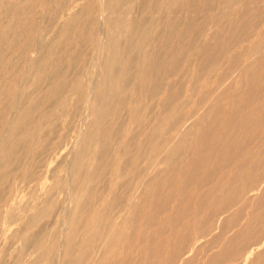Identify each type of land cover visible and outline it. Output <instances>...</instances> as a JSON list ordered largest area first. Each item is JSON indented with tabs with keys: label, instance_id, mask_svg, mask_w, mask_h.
I'll return each instance as SVG.
<instances>
[{
	"label": "rangeland",
	"instance_id": "374dc122",
	"mask_svg": "<svg viewBox=\"0 0 264 264\" xmlns=\"http://www.w3.org/2000/svg\"><path fill=\"white\" fill-rule=\"evenodd\" d=\"M0 79V264H264V0H0Z\"/></svg>",
	"mask_w": 264,
	"mask_h": 264
},
{
	"label": "bare ground",
	"instance_id": "6f19581e",
	"mask_svg": "<svg viewBox=\"0 0 264 264\" xmlns=\"http://www.w3.org/2000/svg\"><path fill=\"white\" fill-rule=\"evenodd\" d=\"M160 1H162V0H160ZM188 1H189V0H188ZM104 2H105V0H104ZM106 4H107V3H106ZM104 5H105V4H104ZM104 5H103V6H104ZM108 5H109V4H108ZM167 5H168V4H167ZM101 6H102V5H101ZM186 6H187V5H186ZM187 7H188V6H187ZM107 8H108V7H107ZM190 9H191V8H190ZM102 10H103V9H101V11H102ZM191 10H192V9H191ZM105 11H106V10H105ZM105 13H108V12H105ZM202 13H203V12H202ZM215 13H216V12H215ZM103 14H104V11H103ZM202 15H203V14H202ZM6 16H7V15H6ZM205 16H207V15H205ZM103 17H104V16H103ZM160 17H161V16H160ZM62 18H63V17H62ZM101 18H102V17H101ZM101 20H104V19H101ZM45 23H46V22H45ZM101 23H102V21H101ZM156 23H157V22H156ZM103 24H104V23H103ZM44 25H45V24H44ZM100 27H101V26H100ZM200 30H201V29H200ZM103 32H104V31H103ZM103 32H102V33H103ZM104 35H105V34H104ZM101 37H104L103 34H102ZM103 39H105V37H104ZM47 40H48V39H47ZM100 44H101V43H100ZM39 45H40V44H39ZM71 46H72V45H71ZM111 46H112V45H111ZM99 47H100V46H99ZM37 48H38V47H37ZM97 48H98V47H97ZM97 48H96V49H97ZM239 48H240V47H239ZM16 51H17V50H16ZM39 51H40V48H39ZM95 51H96V50H95ZM95 53H96V52H95ZM99 53H100V52H99ZM34 54H36V53H34ZM36 55H37V54H36ZM79 56H80V55H79ZM93 56H94V54H93ZM98 56H99V55H98ZM2 58H3V57H2ZM25 58H26V57H25ZM80 58H81V57H80ZM97 58H98V57H97ZM92 59H93V58H92ZM98 59H99V58H98ZM98 59H96V60L93 59V60H94V62H95V61H96V62H97V61L99 62ZM253 61H254V60H253ZM98 62H97V63H98ZM90 63H91V62H90ZM97 63H96V64H97ZM103 63H104V62H103ZM251 63H252V62H251ZM90 65H91V64H90ZM92 65H93V63H92ZM100 66H102V65H100ZM192 66H193V65H192ZM247 66H248V65H247ZM92 67H93V66H92ZM95 67H96V65H95ZM95 67H94V68H95ZM1 68H2V67H1ZM18 68L20 69V67H18ZM30 68H31V67H30ZM100 68H101V67H100ZM47 69H48V68H47ZM92 69H93V68H92ZM194 69H195V68H194ZM88 70H89V68H88ZM93 70H94V69H93ZM198 70H199V69H198ZM41 72H42V71H41ZM88 72H89V71H88ZM45 73H46V72H45ZM85 73L87 74L86 71H85ZM94 73H96V72L94 71ZM107 75H108V74H107ZM90 76H91V75H90ZM52 77H53V76H52ZM88 77H89V76H88ZM71 79H72V78H71ZM89 79H92V76L89 77L88 80H89ZM0 80H1V79H0ZM95 81H96V80H94V82L92 81L91 84L95 83ZM28 82H29V81H28ZM84 82H85V81H84ZM99 82H100V81H99ZM89 83H90V81H89ZM22 84H23V83H22ZM89 85H90V84H89ZM250 85H251V84H250ZM91 86H92V85H91ZM94 87H95V86H94ZM94 87H93V88H94ZM46 88H47V87H46ZM90 88H91V87H90ZM94 89H95V88H94ZM157 89H158V87L155 88V90H154L153 93H157ZM35 90H36V89H35ZM88 90H89V89H88ZM90 90H91V89H90ZM92 91H93V92H92ZM89 92H91V93L94 94V90L88 91V94H89ZM3 93H4V92H3ZM89 95H90V94H89ZM90 96H91V95H90ZM18 97H19V96H18ZM87 97H89V96H87ZM92 97H93V95H92ZM225 97H226V96H225ZM148 98H149V97H148ZM150 98H152V97H150ZM221 98H222V97H221ZM30 99H31V98H30ZM30 99H29V100H30ZM91 99H93V98H91ZM91 99H89V101H90ZM219 99H220V98H219ZM33 100H34V99H33ZM87 101H88V100H87ZM216 102H217V101H216ZM89 103H90V102H89ZM167 103H168V99H165V104H167ZM217 103H218V102H217ZM85 105H86V104H85ZM87 105H88V104H87ZM16 106H17V105H16ZM88 106H89V105H88ZM88 108H89V107H88ZM60 110H61V109H60ZM87 110H88V109H87ZM29 111H30V110H29ZM86 112H88V111H86ZM51 113H52V112H51ZM86 114H87V113H86ZM80 115H81V114H80ZM11 117H12V115H11ZM56 118H57V117H56ZM24 119H25V118H24ZM80 119H82V118H80ZM75 122H76V120H75ZM204 122H205V121H204ZM81 123H82V122H81ZM79 124H80V123H79ZM64 125H65V124H64ZM196 126H197V125H196ZM81 128H82V125H81ZM83 128H84V126H83ZM78 130H79V129H78ZM174 131H175V130H174ZM8 133H9V132H8ZM82 133H84L83 130H82ZM5 134H6V133H5ZM79 135H80V133H79ZM5 136H7V135H5ZM5 136H4V137H5ZM80 137H81V135H80ZM170 137H171V136H170ZM53 138H54V137H53ZM78 138H79V136H78ZM82 138H83V136H82ZM259 138H260V137H259ZM55 139H56V138H55ZM167 140L170 141V138H167ZM50 142H52V141H50ZM48 146H49V145H48ZM72 148H73V147H72ZM78 148H79V147H78ZM86 150H88V149H86ZM219 150H220V149H219ZM31 151H32V150H31ZM65 152H66V151H65ZM217 152H219V151H217ZM50 154H51V153H50ZM90 154H91V153H90ZM250 154H251V153H250ZM57 155H58V154H57ZM65 155H66V154H65ZM181 155H182V154H181ZM246 155H247V154H246ZM73 156H74V154H73ZM97 156L99 157V155H97ZM242 159H243V158H242ZM53 160H54V159H53ZM186 160H187V159H186ZM46 161H47V160H46ZM239 161H240V160H239ZM68 164H69V163H68ZM70 164H71V163H70ZM71 165H72V164H71ZM45 167H46V166H45ZM68 167H70V166L68 165L67 168H68ZM55 168H56V167H55ZM67 168H66V169H67ZM229 168H230V167H229ZM49 170H50V169H49ZM57 170H58V169H57ZM69 170H70V169H69ZM224 170H226V169H224ZM51 171H52V170H50V172H51ZM66 171H67V170H66ZM62 177H63V176H62ZM59 179H60V178H59ZM70 185H71V183H70ZM68 186H69V185H68ZM8 187H9V186H8ZM71 189H72V188H71ZM1 190H2V189H1ZM258 191H259V190H258ZM67 192H68V191H67ZM69 192H71V191H69ZM69 194H70V193H69ZM71 195H72V194H71ZM71 197L73 198V196H71ZM247 198H248V197H247ZM253 199H254V198H253ZM71 200H72V199H71ZM119 200H121V197L118 198V201H119ZM33 201H34V200H33ZM67 201H68V200H67ZM31 202H32V201H31ZM119 202H121V201H119ZM119 202H118V203H119ZM68 203H69V202H68ZM70 203L72 204V202H70ZM70 203H69V205H70ZM65 205H66V208H64V209H67V205H68V204H65ZM27 206H28V205H27ZM129 206H130V205L128 204V207H129ZM70 209H71V208H70ZM15 211H16V210H15ZM64 213H65V210H64ZM64 213H63V214H64ZM135 213H136V212H135ZM174 213H175V212H174ZM13 216H14V215H13ZM24 216H25V215H24ZM194 216H195V215H194ZM223 217H224V216H223ZM247 217H248V216H247ZM13 218H14V217H13ZM15 218H16V217H15ZM63 218H64V217H63ZM66 218H67V217L65 216V220H64V219H62V220H64L65 222H67V221H66ZM68 219H69V218H68ZM68 219H67V220H68ZM144 219H145V218H144ZM187 219H188V218H187ZM13 221H14V220H13ZM64 221H63V223H65ZM9 222H10V220H9ZM219 223H220V222H219ZM8 224H9V223H8ZM68 224H69V223H68ZM68 224H67V225H68ZM62 225H63V224H62ZM65 226H66V225H65ZM152 227H154V226H152ZM66 228H67V227H66ZM64 232H65V230H64ZM216 232H217V231H216ZM62 235H63V234H62ZM212 235H213V234H212ZM170 236H171V235H170ZM46 239H47V238H46ZM147 239H148V238H147ZM39 241H40V240H39ZM32 242H33V241H32ZM35 242H36V241H35ZM64 243H65V242H64ZM31 247H32V246H31ZM13 248H15V247H13ZM59 248H60V247H59ZM15 249H16V248H15ZM58 251H59V250H58ZM16 252H17V251H16ZM191 253H192V252H191ZM59 255H61V254H59ZM210 255H211V254H210ZM61 257H62V256H61ZM206 257H207V256H206ZM59 258H60V257H59ZM57 259H58V258H56V260H57ZM56 260H55V261H56ZM59 260H60V259H59ZM113 262H114V261H113ZM206 262H207V261H206ZM7 263H8V262H7ZM47 263H48V262H47ZM3 264H4V263H3ZM11 264H12V263H11ZM181 264H182V263H181Z\"/></svg>",
	"mask_w": 264,
	"mask_h": 264
}]
</instances>
